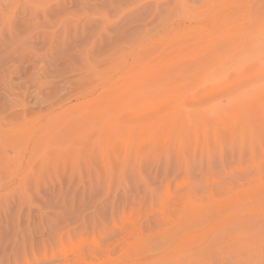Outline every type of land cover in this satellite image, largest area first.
Returning a JSON list of instances; mask_svg holds the SVG:
<instances>
[{"label":"rangeland","instance_id":"1","mask_svg":"<svg viewBox=\"0 0 264 264\" xmlns=\"http://www.w3.org/2000/svg\"><path fill=\"white\" fill-rule=\"evenodd\" d=\"M0 264H264V0H0Z\"/></svg>","mask_w":264,"mask_h":264}]
</instances>
